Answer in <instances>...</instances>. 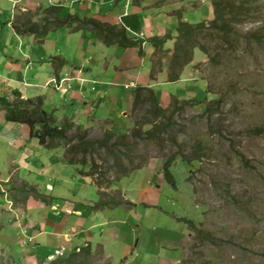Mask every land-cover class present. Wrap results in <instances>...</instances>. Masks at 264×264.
<instances>
[{
    "label": "rangeland",
    "instance_id": "374dc122",
    "mask_svg": "<svg viewBox=\"0 0 264 264\" xmlns=\"http://www.w3.org/2000/svg\"><path fill=\"white\" fill-rule=\"evenodd\" d=\"M128 1L127 14L131 7V0ZM215 1L222 7L235 3V24L230 22L226 36L207 32L200 44L210 53L195 49L191 65L181 73L185 79H191L190 69L195 72L199 78L196 84L200 82L204 91L197 96H171L168 101H160L155 95V107L148 93L140 90L139 102L142 104L132 103L117 121L104 117L87 130L88 142L101 141L106 135H112L106 148L80 150L78 154L85 156L87 166L82 167L83 171L85 174L93 171L94 175L88 178L94 182L101 179L113 185L117 181L112 179L121 169L134 172L123 179L122 192L125 199L143 204L132 209V206H122L128 210L106 211L113 218L112 222L119 223V230L130 241L132 251L126 264H264V0ZM59 2L61 0H52L51 4L58 5ZM101 3L94 2L101 11L96 14H103L112 7L107 2L101 8ZM63 4L69 6V2ZM134 5L161 12L156 17L162 20L158 26L163 32L155 33L157 37L175 31L180 17L183 22H205L206 25L213 19L212 0H142ZM222 9L223 13L226 8ZM120 10L124 12L122 5ZM51 17L53 21L63 20L60 14L56 16L48 9L35 14L17 9L14 24L23 30L34 26L40 35L45 27L54 28L47 22ZM3 25L1 22L0 26ZM56 37H59L58 32ZM255 38L260 42L254 41ZM174 43L172 40L165 45L169 55L173 53ZM46 45L41 44L40 48L45 52L47 62L53 63L56 58H51L53 53H48ZM147 47L153 50L150 45ZM114 57L119 58L118 54ZM153 61L160 73L151 87L162 96V93H168L169 84L163 81L165 76L167 81L170 64L165 59L159 65H156L157 59ZM153 67L152 61L137 67L138 76L147 81L141 80L130 89L148 82ZM185 82L187 88L194 85ZM110 86L111 92L123 90L120 85ZM100 88L102 86L98 85L97 91L104 94L105 88ZM77 107L84 108L83 105ZM157 109H160V115L155 117L152 112ZM90 124L89 116L81 127L87 128ZM155 126L154 140H149L146 131ZM83 134L84 131L74 128L67 137L71 139ZM59 148L64 153L68 149ZM166 162L175 188L163 183L162 179L148 182L152 172L147 169L164 174ZM112 185L104 191L109 198L118 199L115 190H111ZM5 187L10 196L14 194L13 187L15 192L21 188L15 179ZM0 199L4 202L2 196ZM173 211L183 212L192 227L177 223L171 215L165 214ZM110 256L111 264H122L114 253ZM101 258V250L93 256L79 252L68 262L49 258V264H110Z\"/></svg>",
    "mask_w": 264,
    "mask_h": 264
},
{
    "label": "crops",
    "instance_id": "0c3cea01",
    "mask_svg": "<svg viewBox=\"0 0 264 264\" xmlns=\"http://www.w3.org/2000/svg\"><path fill=\"white\" fill-rule=\"evenodd\" d=\"M51 1L0 0V23H4L0 26V97L9 101L13 100L14 93L23 100L42 97L43 110L52 114L57 125L68 120L87 132L104 117L115 122L123 116L133 103L136 87L150 88L160 101H168L171 96H197L201 90L204 91L200 82L196 84L199 78L191 69V79H185L182 74L178 82L168 83L165 76L163 82L169 84V89L162 96L151 87L155 81L149 79L137 86L141 80L147 81L138 76L136 68L146 61L151 63L150 55L154 49L147 47L148 43L143 44L144 56L139 57L136 49L105 46L89 30L77 31L72 21L57 29L52 17L47 22L54 28L46 27L47 32L42 39L32 32L16 34L13 25L17 9L22 13L35 14L49 7H58L63 20L70 15L122 26L134 40H145L163 32L158 26L162 20L156 17L161 12L144 10L135 6L133 0L128 14L125 11L128 0H61L58 5L51 4ZM96 1L102 2L101 8L107 2L112 7L103 14H96L101 12L94 4ZM64 2H69V6L65 7ZM22 26L25 27L24 24ZM56 32L59 33L58 38ZM45 43L48 53H53L49 56L56 58L53 63L47 62L45 52L40 48ZM115 54L119 58H115ZM112 78L114 82L111 83ZM185 81L194 85L187 88ZM135 83L137 85L131 90ZM111 84L123 86V90L111 92ZM98 85L105 88L104 94L97 91ZM78 105L84 108L80 109ZM116 110L120 113L117 114ZM89 116L90 126L82 129L81 125ZM147 170L152 172L148 182L162 179L167 184L162 173ZM79 171L78 167L66 162L63 149L49 150L40 146L36 139L30 137L27 125L6 121L4 112L0 110V196L6 202L0 199V261L5 260L1 264H49L50 259L67 262L77 257L79 252L93 256L100 250L101 259L110 264L112 253L126 264L132 251L130 241L125 239L117 226L119 223L112 222L113 218L106 211L128 209L118 206L91 210L90 207L98 202V190L93 181ZM124 178L114 183L111 190L120 189L123 194L121 184ZM14 179L21 188L15 192L13 187L14 194L10 196L5 186ZM124 200L131 204L130 209L143 204L133 203L134 199ZM165 214L180 224L187 225L185 221H189L183 212Z\"/></svg>",
    "mask_w": 264,
    "mask_h": 264
},
{
    "label": "trees",
    "instance_id": "16d2710c",
    "mask_svg": "<svg viewBox=\"0 0 264 264\" xmlns=\"http://www.w3.org/2000/svg\"><path fill=\"white\" fill-rule=\"evenodd\" d=\"M142 0H134V4L138 3ZM213 5V19L209 22L208 25L205 22L199 24H191L188 22H183L181 17L178 18V25L175 28V31L166 33L164 37L153 36V38H149L146 40L143 39H135L132 37H128V32L122 27L117 25H109L102 24L97 22L94 19H79L76 16H68L66 19L62 21H54V24L58 27L63 26L64 24H69L68 22L72 21L76 25V30L83 29L89 30L92 32L105 46L117 45L123 49H136L138 56L143 57V44L148 43L154 49V53L151 55L150 60L152 61L154 67L152 69L151 74L149 75L150 81H156V75L160 73V70H156V66L154 63V59H157L156 65L160 64L162 60H167L170 64V70L167 73V82H177L180 80L181 73L183 69L191 64L193 59V51L195 49H200L205 52V54H209L210 51L205 49V46L200 44V39L205 38L207 32L212 31L216 32L222 36H226L228 34V27L230 22L233 23L236 20L235 15V3L230 2L228 5L226 4L225 11L226 15H222L223 7L219 5L218 2L212 0ZM58 7H49L48 11L50 13H55L56 16L59 14ZM226 16L227 19H226ZM235 24V23H234ZM13 28L18 35H22L26 32H32L33 34L37 33L39 39H42L45 36L46 27L44 31L39 35L37 32V28L31 26L29 30H23L16 25H13ZM31 28L33 30H31ZM175 32V33H174ZM172 33V34H171ZM175 40L173 53L169 55L167 53L168 49L165 48L167 42ZM254 41L260 42L258 39H254ZM158 53H164L162 55H157ZM156 54V55H155ZM210 59V55L208 56ZM144 90L148 93V96L152 99L153 105L156 107V99L155 94L150 88H142L137 87L134 90V100L133 105L142 104L141 101V91ZM200 103L199 101H197ZM188 104V103H185ZM175 106V105H174ZM0 110L4 112L5 120L8 122H14L19 124H25L29 128V134L31 138H34L38 141V144L46 149L53 150L57 149L60 146L67 147V151H65V160L68 164L86 168L87 164L85 163V156H80V150L82 152H87L90 148L97 149H105L107 143L113 137L112 135H106V137L101 141L88 142L86 141V133L82 136L72 137L69 139L67 137L69 131L79 130L78 126H74L72 123L70 124L68 120H65L60 125H57L54 121L52 114L46 113L43 110V99L42 97H35L23 100L21 96L17 93H14L13 100L9 101L4 97H0ZM155 117L160 115V109H157L155 112H152ZM157 127H153L152 130L146 131L145 136L149 138V140H154V131ZM137 135L136 133H134ZM169 162V161H168ZM166 162L163 171L164 178L166 182L175 188L173 178L171 174L168 172L169 163ZM82 170L79 171L81 175H86L87 177H92L94 172L91 171L90 174H85L86 172ZM139 169V168H134ZM131 171H127L125 169H121L117 172L115 179L112 181H119L121 178L126 177ZM160 171H158L159 173ZM91 175V176H90ZM98 190V202L90 207L91 210H100L104 208H115L118 206H130L131 204L124 200V197L120 190H115L118 194V199L109 198L110 195L104 191L111 187L112 183L99 180L98 182H94ZM185 223L192 227V224L189 221H185ZM68 262V261H67Z\"/></svg>",
    "mask_w": 264,
    "mask_h": 264
}]
</instances>
